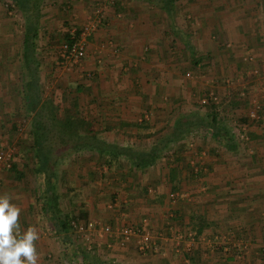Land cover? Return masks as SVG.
I'll return each mask as SVG.
<instances>
[{"label": "crops", "instance_id": "obj_1", "mask_svg": "<svg viewBox=\"0 0 264 264\" xmlns=\"http://www.w3.org/2000/svg\"><path fill=\"white\" fill-rule=\"evenodd\" d=\"M142 4L131 5L132 16L108 10L107 20L91 32L93 76L84 81L82 105L90 134L102 140L82 149L105 151L110 164L98 173L99 167L90 169L96 161L84 160L79 179L69 177L74 191L68 203L83 202L88 219L150 227L160 239L155 250L141 252L132 241L121 245L104 237L93 242L101 259L87 261L264 264V0L186 3L183 14L176 3L171 12L158 4L144 10ZM184 71L204 73L215 88L217 129L211 123L204 135L192 123L187 131L175 129L181 120L175 109L191 93L184 90L190 87ZM254 105L259 109L252 111ZM108 146L157 148L160 154L152 165L136 168L124 153L110 156ZM10 176L0 170V195L9 194L21 208L22 229L37 228L38 264H47L52 242L43 218L52 222V213L34 209L33 192L11 184ZM172 190L180 192L175 201L169 199Z\"/></svg>", "mask_w": 264, "mask_h": 264}, {"label": "rangeland", "instance_id": "obj_2", "mask_svg": "<svg viewBox=\"0 0 264 264\" xmlns=\"http://www.w3.org/2000/svg\"><path fill=\"white\" fill-rule=\"evenodd\" d=\"M226 1L232 2L233 0ZM216 2L217 0H175L174 3L178 5V9L183 14L186 3ZM134 3H143L144 10L145 8L155 10L151 5H154L155 2L149 0H40L37 35L32 39L40 97L42 100L49 99L54 103L58 118L72 117L82 124L77 128L75 125L71 127L72 131H78L75 134L62 135L56 128H51L48 133L49 139L46 145L50 152V154L47 152L50 159L49 164L56 174V177L51 179L46 169L43 172L39 171L40 165L37 161L31 134L34 111L30 110L24 86L26 72L23 45L27 26L26 13L14 0H0V149L8 147L13 151L12 164L15 163L17 169L7 170L9 175H12L9 180L11 184L16 183L23 191H27L28 195V191L33 192L36 197L34 209L37 211L42 209L43 197L50 194L47 193L48 186L54 188L55 194L59 197L55 212L60 222L88 219L81 212L85 208L83 202H75L73 206L72 202L68 203V195L74 191L70 175H76V180L79 179L78 175L82 170L81 166L84 160L85 162L96 161L91 166L86 165L90 166L92 171L95 170L92 169V166L93 168L99 167L98 173L103 170L104 164H110L106 154L99 155L96 151L90 152L87 149H82L85 144L94 143L95 139L102 140L99 136L90 134L89 125L85 119V109L82 105L84 98L82 94L85 92L84 81L93 76V73L88 69L89 60L95 56V50L90 45L93 42L91 32L99 28L103 20H107V13L110 9L121 17L132 16L133 6L131 5ZM184 16L188 20L191 19L185 14ZM77 31H80L79 34L86 31L85 54L79 63H66L61 57L63 45L67 43L65 35L67 33L76 34ZM79 34L77 38H79ZM246 60H249V56H246ZM192 71L183 73L184 77L190 81L188 82L190 85L187 84L190 87H186L184 90L187 92L189 88L191 93L188 92L186 94L189 96L181 98L182 102L174 113L183 122V125L178 128L179 132L187 131L190 126L188 124L192 123L194 127L191 128L198 130L197 135L199 136L200 134L204 135L206 132L204 128L212 123L213 112H217L216 92L215 88L210 87L207 80L203 78L202 74L204 73ZM257 71L259 70L257 69ZM253 74L251 72V75ZM253 78L252 76L249 80ZM192 81H194L193 84ZM254 110L255 105L252 111ZM46 119L47 117L44 118V120ZM167 149L168 147L165 148V153L163 151L161 154L167 156L169 154ZM113 170L115 171V169ZM19 173L21 175H18ZM172 192L178 191L172 190ZM178 193L180 196V192ZM78 199H82V196ZM169 199L172 201L170 195ZM105 209L114 210L110 207ZM90 219H96L100 223L113 227L122 226H117L111 221L102 222L99 218ZM43 220L46 222L45 228H47H44V231L47 232V237L52 242V246L47 251L50 253L46 256L47 264H89L87 261L89 256L101 259L97 253L98 248L95 249L93 244L104 238L103 236L83 237L77 235L70 226L59 232L55 227H51L50 219L43 218ZM128 223L130 222H125L123 225ZM147 228L152 230L150 227ZM60 235L67 237L66 243L61 242ZM99 255H102V260L107 259L103 254Z\"/></svg>", "mask_w": 264, "mask_h": 264}, {"label": "trees", "instance_id": "obj_3", "mask_svg": "<svg viewBox=\"0 0 264 264\" xmlns=\"http://www.w3.org/2000/svg\"><path fill=\"white\" fill-rule=\"evenodd\" d=\"M21 9L24 10L26 13L27 21H26V29L24 34V61H25V80H24V86L27 94L28 99V105L30 106V110L33 112L34 115L32 117V123H31V134L34 140V148L36 150V157L38 164L40 165L39 171L43 172L45 169L48 176L52 179L56 177L55 171L50 168V159H49V149L47 148V141H48V133L50 132L51 128H56L57 131L62 134H75L77 131H72L71 127L75 125L81 126V122L75 120L72 117H65L63 119H60L57 117L56 107L54 106V103L50 101L49 99H41L40 97V90L38 85V78H37V68L34 66L35 63V56L33 51V43L32 39L37 35L38 30V10L40 5V0H14ZM150 2H155V4L161 5L163 9H165L167 12H171V9L173 7V4L175 0H149ZM158 2V3H156ZM80 31H77L76 34H69L67 33L65 35V39L67 42L72 43L75 39H77L78 34ZM73 35V36H72ZM47 117L46 120H44L45 117ZM217 112H213L212 115V128L217 129ZM183 125V122L180 120L179 123L176 125V128ZM223 128V127H219ZM231 137H229L230 139ZM95 139V138H94ZM96 142V139L95 141ZM106 150L110 156L113 158H116L118 154L124 153L128 157L132 159V163L136 168H144L147 166L152 165L157 157L159 156V151L157 148H153L149 151H133L128 149H118L113 147H109ZM49 152V154L47 153ZM100 154H104L105 151H99ZM106 153V152H105ZM12 170H16L17 166L13 163L11 168ZM8 169V170H9ZM45 171V172H46ZM18 175H21L19 173ZM51 183V182H49ZM47 193H50L48 195H45L43 207L44 210L47 212L51 211L52 213V224L56 228V231H62L66 229L70 221L60 222L56 217V206H57V194H55V190L52 187L47 188ZM67 237L63 236L62 241L64 243L67 242ZM87 255V254H86ZM93 260L98 263L99 259L95 256H92Z\"/></svg>", "mask_w": 264, "mask_h": 264}, {"label": "built area", "instance_id": "obj_4", "mask_svg": "<svg viewBox=\"0 0 264 264\" xmlns=\"http://www.w3.org/2000/svg\"><path fill=\"white\" fill-rule=\"evenodd\" d=\"M90 32V31H89ZM88 32V34H89ZM85 37L86 31H82L79 34V38L75 39L72 43L67 42L63 45V51L61 57L66 63H79L85 54ZM257 69L254 70V74H257ZM190 75V73H187ZM260 105H256L255 109L258 110ZM252 115L255 116V113L252 112ZM13 151L8 147H3L0 149V170H8L12 166L13 162ZM195 172H199V167L194 165ZM179 197V193L172 192L170 198L172 201H175ZM70 228L74 230L77 235L83 237L91 238V236H103V237H116L118 242L121 245H125L131 240H134L136 248L145 252L147 250H154L158 246V241L160 236L158 233L153 232L145 226L137 225L134 223H128L119 227H113L112 225L100 223L96 219H87V220H71L69 224ZM188 238L190 242L196 241L193 240L194 236L189 233ZM186 244V250L191 251V243Z\"/></svg>", "mask_w": 264, "mask_h": 264}, {"label": "clouds", "instance_id": "obj_5", "mask_svg": "<svg viewBox=\"0 0 264 264\" xmlns=\"http://www.w3.org/2000/svg\"><path fill=\"white\" fill-rule=\"evenodd\" d=\"M11 200L7 193L0 195V264H38V230L22 229L21 208Z\"/></svg>", "mask_w": 264, "mask_h": 264}]
</instances>
